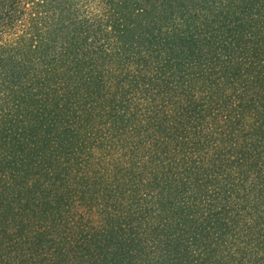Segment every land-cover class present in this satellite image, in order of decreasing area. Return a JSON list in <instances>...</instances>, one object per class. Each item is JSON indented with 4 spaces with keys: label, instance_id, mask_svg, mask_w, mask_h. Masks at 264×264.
I'll list each match as a JSON object with an SVG mask.
<instances>
[{
    "label": "trees",
    "instance_id": "16d2710c",
    "mask_svg": "<svg viewBox=\"0 0 264 264\" xmlns=\"http://www.w3.org/2000/svg\"><path fill=\"white\" fill-rule=\"evenodd\" d=\"M0 264H264V0H0Z\"/></svg>",
    "mask_w": 264,
    "mask_h": 264
}]
</instances>
